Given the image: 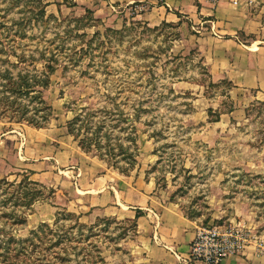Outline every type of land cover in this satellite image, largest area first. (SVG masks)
Returning a JSON list of instances; mask_svg holds the SVG:
<instances>
[{
    "label": "rangeland",
    "instance_id": "1",
    "mask_svg": "<svg viewBox=\"0 0 264 264\" xmlns=\"http://www.w3.org/2000/svg\"><path fill=\"white\" fill-rule=\"evenodd\" d=\"M120 5L115 0H0V71L43 70V61L13 67L19 55L58 60L44 91L54 110L46 128L0 121V149L11 156L5 158L0 180L30 178L32 171L22 172L23 165L39 160L44 144L52 153L63 149L72 160L55 162L52 183L42 184L54 189L53 196L46 190L25 213L15 208L26 224L13 225L3 217L14 209L11 204L0 207V245L5 247L11 236L34 237L36 231V246L26 243L17 264H124L135 222L89 221L72 194L83 169L94 163L101 174L144 176L196 223V232L232 225L252 229L257 238L240 255L251 249L264 261V102L240 103L229 84L211 80L191 37L199 32L189 22L182 28L156 25L148 20V0ZM84 17L90 20L80 21ZM87 114L89 125L81 138L95 136L100 143L90 153L68 126ZM121 146L135 157L129 174L121 170L131 168L133 160L121 154ZM11 254L7 263L14 260Z\"/></svg>",
    "mask_w": 264,
    "mask_h": 264
},
{
    "label": "crops",
    "instance_id": "2",
    "mask_svg": "<svg viewBox=\"0 0 264 264\" xmlns=\"http://www.w3.org/2000/svg\"><path fill=\"white\" fill-rule=\"evenodd\" d=\"M115 1L125 8L133 3L147 2ZM148 3L152 7L147 14L151 15L148 20L155 21L156 25L166 22L180 24L182 28L189 22L191 28L199 32L191 37L195 38V46L207 63L214 83L229 84L231 93L240 103L264 102L263 3L256 1L251 6L248 0H238V5L231 0H148ZM44 145L46 152L39 160L24 164L22 172L31 170V181L47 185L52 183L49 176L54 174L56 164L72 160L63 149L52 153L48 151L49 143ZM3 151L0 149V153L4 154ZM6 157L11 159L9 151L0 156V169ZM77 157L80 159L79 155ZM81 162L88 165L83 157ZM91 165L93 167L83 169L84 175L76 183L79 187L75 191L72 186V194L83 204L78 206L79 211L89 221L103 217L135 222V238L126 250L128 256L124 264H184L196 235V223L175 204L166 202L164 195L157 192L155 185L144 176L109 170L101 174L102 170L94 163ZM137 211L143 212L138 219ZM222 264H264V261L250 249Z\"/></svg>",
    "mask_w": 264,
    "mask_h": 264
},
{
    "label": "trees",
    "instance_id": "3",
    "mask_svg": "<svg viewBox=\"0 0 264 264\" xmlns=\"http://www.w3.org/2000/svg\"><path fill=\"white\" fill-rule=\"evenodd\" d=\"M41 1V0H37ZM45 4L43 5V8ZM91 14V12H88ZM40 18L45 16V10L41 8ZM90 20V17H84L80 19ZM15 56V55H14ZM16 57V63H10L13 67H18L21 64L29 65L43 61V70L38 71L37 67H34L32 71H20L17 75H14L10 69L0 71V121L10 124H27L30 127L37 129H44L49 124L54 116L53 107L45 100L44 91L48 90L52 84L51 77L55 74L58 60L54 56L46 57L41 55L38 59L36 57L25 55H19ZM27 67V66H26ZM90 117L87 114L86 117L77 115L73 120L68 123L69 134L75 136V140H79V146L86 152L90 153L95 148H100V143L94 137L81 138V131L89 125L87 119ZM77 123H80L79 127H76ZM101 129V127H100ZM96 135V134H95ZM121 154H125L126 159H132L131 168L121 170L124 174H129L132 168L135 166V157L128 149H124L121 146ZM49 190L48 195L55 193L54 189H47L44 185L31 181L30 178L25 176L19 183L9 182L7 179L0 180V207L7 208L9 204L14 208L11 212H4L3 217L13 220V225H24L26 219L17 214L15 208H19L25 211L30 210L35 203L43 200L45 191ZM143 216L142 211H137L136 219ZM46 226V225H45ZM40 230H42L40 228ZM34 237H38V232L34 231ZM34 237L28 239H16L11 236L5 241L6 246L0 245V261L1 264H17V259L20 255L26 253V243L33 246ZM40 238V237H38ZM14 244V249H11V245ZM23 245L21 249L18 247ZM58 243L52 245L56 247ZM14 251V260L7 263L11 259V252Z\"/></svg>",
    "mask_w": 264,
    "mask_h": 264
},
{
    "label": "built area",
    "instance_id": "4",
    "mask_svg": "<svg viewBox=\"0 0 264 264\" xmlns=\"http://www.w3.org/2000/svg\"><path fill=\"white\" fill-rule=\"evenodd\" d=\"M217 2L219 0H212ZM238 5V0H231ZM255 0L248 1L253 5ZM252 229L242 225H232L228 229L197 228L196 236L190 245L185 264H221L226 259L243 253L250 242L256 240ZM260 247H262L260 245Z\"/></svg>",
    "mask_w": 264,
    "mask_h": 264
}]
</instances>
